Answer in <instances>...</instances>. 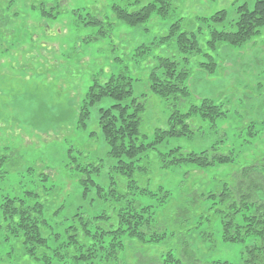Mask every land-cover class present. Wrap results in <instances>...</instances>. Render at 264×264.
Instances as JSON below:
<instances>
[{"label": "rangeland", "instance_id": "374dc122", "mask_svg": "<svg viewBox=\"0 0 264 264\" xmlns=\"http://www.w3.org/2000/svg\"><path fill=\"white\" fill-rule=\"evenodd\" d=\"M132 1L0 0L4 20L0 26V264H44L29 256L20 238L9 233L6 223L10 219L3 218L1 205L5 196L32 197L29 202L43 203L49 255L67 240L71 233L67 227L79 225V213L89 218L105 213L109 216L105 222L112 223L117 210L135 198L139 205H150L152 221L164 235L154 242L134 241L136 247L127 246L122 263L117 264H148V256L158 260L168 250L181 258L182 264H264L260 236L224 241L221 222L226 200H232L234 193L222 191L223 183L235 182L242 168L250 165L260 166L257 171L264 177V27L241 46L220 43L210 49L206 43L210 28L222 26L202 19L224 9V25L231 27L237 17L236 6L246 3L251 8L253 0H171L167 16L153 12L136 26L118 20L112 10L114 4ZM148 1L138 0L129 10ZM55 9L61 11L51 18ZM88 15L101 22L83 24ZM178 19L181 30L194 32L202 48L188 62L183 58L188 54L177 48L174 39L158 42ZM203 53L216 61L213 74L199 65L208 60ZM158 57H169L180 67L190 68L185 100L164 99L150 91L149 74ZM119 73L131 78V95L122 102L138 97L144 104L137 142H150L155 129L167 127L173 108L185 112L203 98L220 105L224 115L214 120L192 117L193 134L167 137L143 152L141 155L147 153L148 174L134 175L136 182L131 183L126 174L115 169L117 159L108 154L98 123L100 109L116 100L104 96L88 105L86 126H80L88 87L94 79L102 83ZM176 146L195 152L215 146L218 153H231L233 160L205 168L182 163L160 170L158 152ZM86 176L99 188L87 181L85 193L82 180ZM143 186L150 192L140 193ZM223 192L228 196L221 200ZM256 195L264 200V190H257ZM237 216L242 223L240 212ZM110 236L106 235V243ZM121 241L128 239L121 235ZM254 245L252 254L248 250ZM96 258L110 261L103 254ZM49 261L70 264L57 254Z\"/></svg>", "mask_w": 264, "mask_h": 264}, {"label": "trees", "instance_id": "16d2710c", "mask_svg": "<svg viewBox=\"0 0 264 264\" xmlns=\"http://www.w3.org/2000/svg\"><path fill=\"white\" fill-rule=\"evenodd\" d=\"M138 0L132 1L126 5L114 4L112 10L118 20L136 26L149 19L153 12L160 16H167L171 9V0H150L139 7L129 10V5L136 4ZM37 8V6H33ZM45 10V9H44ZM46 11V10H45ZM61 10L55 9L51 13L55 18ZM49 12V11H46ZM15 14V13H14ZM237 17L231 27H225L224 22L227 16L226 10L220 9L209 17H203L205 21H210L214 25H221L222 29L211 27L209 30V39L206 41L208 48L215 49L220 43H227L231 46H241L254 35L260 32L264 27V0H253L251 8L246 3L236 6ZM0 17V26L3 22ZM101 22L95 16H86L82 19L83 24H96ZM111 29L112 23H108ZM211 24H208L210 26ZM1 32V29H0ZM175 36V37H174ZM166 39H174L177 48L188 54L184 56L186 62L194 54L202 52V48L194 32L188 33L181 30L180 19L170 25L169 32L161 36L158 42H164ZM146 47V44H144ZM208 57L207 61L199 62L201 68L208 74H213L216 69V61L213 56L203 53ZM156 66L149 74L150 91L164 99L171 96L185 100L189 95L186 80L190 75V68L186 65L179 66V63L169 57H158ZM131 78L122 73L110 76L106 81L100 83L94 79L93 83L86 91V105L80 115V126L85 127L87 118V106L95 103L104 96H110L116 100L108 108H101L99 114V126L105 142L108 145V154L116 158L115 169L118 173L126 174L130 180L135 183L134 175L144 176L148 174V166L141 155L145 151L155 148L156 145L165 141L167 137L193 134L189 119L196 116L214 117L224 115L220 105H216L211 99L203 98L200 104H190L185 112L173 108L167 120V127L157 128L154 131V138L150 142L140 140L137 142L139 134L140 113L144 109L143 102L138 101V97H132L129 103L122 101L131 95ZM264 123V120H263ZM215 146L201 151H184L180 146L168 149L166 152H158V165L160 170L173 169L182 163L192 165L198 168H205L215 163H227L233 160L231 153L221 154L216 152ZM258 165L245 166L241 170V177L231 184L223 183L222 191H234L233 199L226 200L227 209L221 216L223 223L222 239L224 241H240L247 235L260 236L264 243V200L257 197V190H264V177L257 171ZM87 173L90 169L81 166ZM97 169V168H96ZM147 179V178H146ZM87 181L90 184L97 185L89 176H86L82 182L85 185V193L88 190ZM163 189L162 184L158 185ZM167 191L168 188L166 189ZM97 196L102 195V191H95ZM114 194V191H110ZM148 187H141L140 193H149ZM26 194L34 195L33 191H27ZM222 199L227 198V193H222ZM32 197H4L2 202L3 218L9 222L6 227L13 236L20 238L24 245L25 252L36 259H42L44 264H50L51 257L59 255L63 262L70 261V264H108L111 260L114 264L122 263V254L125 253L127 246L136 247L133 242L141 240L144 242L160 240L164 232H158L157 223H153V211L150 205H139L135 198L129 199L124 207L117 210L114 216V222L107 223L105 220L109 217L105 213L93 216L92 218L80 215L79 225L67 227V240L52 249L49 255L48 238L44 231L48 228L47 221L42 216L43 203L34 200ZM242 208H246L242 211ZM241 214V222L237 221V213ZM110 234L109 242H105L106 235ZM128 239L127 242L121 241ZM64 249L61 251L60 248ZM256 246L249 248V252L255 254ZM137 251V250H136ZM135 251V252H136ZM123 252V253H122ZM103 254L110 261L98 258ZM151 258L146 260L148 264H182V259L175 256L170 250L163 254L161 259ZM134 264H141L136 261ZM222 264H229L222 261ZM245 264H256L255 261Z\"/></svg>", "mask_w": 264, "mask_h": 264}]
</instances>
